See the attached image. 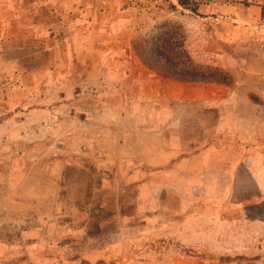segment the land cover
<instances>
[{
    "label": "rangeland",
    "instance_id": "1",
    "mask_svg": "<svg viewBox=\"0 0 264 264\" xmlns=\"http://www.w3.org/2000/svg\"><path fill=\"white\" fill-rule=\"evenodd\" d=\"M131 1L113 58L76 56L73 21L0 42V264H264V0ZM163 22L227 83L148 69Z\"/></svg>",
    "mask_w": 264,
    "mask_h": 264
},
{
    "label": "crops",
    "instance_id": "2",
    "mask_svg": "<svg viewBox=\"0 0 264 264\" xmlns=\"http://www.w3.org/2000/svg\"><path fill=\"white\" fill-rule=\"evenodd\" d=\"M47 2L46 10H43L42 16L41 8L36 2L33 4L27 2V7H19L16 0H0V42L1 40H12L18 36L36 38L42 37V35H44L45 40L55 39L56 41L59 38L54 33L52 34L55 29H51L55 24L53 19H56L57 25L62 26L67 21H73L76 28H82L83 33L77 34V30L74 29L69 38L71 45H73V48H70L74 50L76 56L81 55L83 49L86 53L89 51L94 52L97 49L99 50V56H103L105 52V56L111 58L121 55L125 51L122 44L119 45V48L108 46L110 39L105 36L102 37V42L98 43L96 35L100 31L111 33L122 29L126 25L125 22H127L128 16L126 14L135 8L131 5L133 4L131 0H47ZM68 7L70 8L67 9ZM18 8L27 11V34L22 33L21 30L24 21L19 22L17 17H13L14 10ZM11 9L14 10L11 11ZM97 19L100 20L99 23ZM15 28L19 29L17 33L12 32ZM2 54L0 49V71L8 74L13 72V69L18 68L16 62L3 59ZM23 69L24 67H22Z\"/></svg>",
    "mask_w": 264,
    "mask_h": 264
},
{
    "label": "trees",
    "instance_id": "3",
    "mask_svg": "<svg viewBox=\"0 0 264 264\" xmlns=\"http://www.w3.org/2000/svg\"><path fill=\"white\" fill-rule=\"evenodd\" d=\"M177 4L196 13L198 2L177 0ZM174 7V6H173ZM180 24L163 22L150 34L137 38L132 47L140 61L151 71L182 82L227 83L225 73L217 67L202 66L189 55Z\"/></svg>",
    "mask_w": 264,
    "mask_h": 264
}]
</instances>
